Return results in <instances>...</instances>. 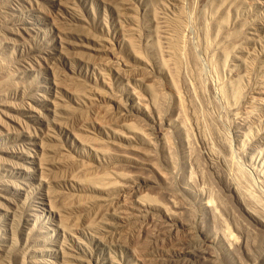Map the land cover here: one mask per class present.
I'll return each instance as SVG.
<instances>
[{"label":"rangeland","instance_id":"374dc122","mask_svg":"<svg viewBox=\"0 0 264 264\" xmlns=\"http://www.w3.org/2000/svg\"><path fill=\"white\" fill-rule=\"evenodd\" d=\"M155 110L165 183L117 160ZM263 207L264 0H0V264H264Z\"/></svg>","mask_w":264,"mask_h":264},{"label":"bare ground","instance_id":"6f19581e","mask_svg":"<svg viewBox=\"0 0 264 264\" xmlns=\"http://www.w3.org/2000/svg\"><path fill=\"white\" fill-rule=\"evenodd\" d=\"M175 29V28H174ZM178 31V30H177ZM175 32V31H174ZM206 34V33H205ZM133 48V47H132ZM136 48V47H135ZM175 49V48H174ZM138 50V49H137ZM179 53V52H178ZM177 53V54H178ZM138 54V53H137ZM139 55V54H138ZM174 57V56H173ZM146 61H145V63H144V66L146 65ZM148 64V63H147ZM147 66V65H146ZM149 66V65H148ZM195 66V65H194ZM145 68V67H144ZM198 67H196V69H197ZM178 74V73H177ZM197 74V73H196ZM180 75V74H179ZM171 77V76H170ZM181 77V76H180ZM201 77V76H200ZM173 79V78H172ZM160 80V79H159ZM201 80V79H200ZM160 85H161V83H160ZM156 86V85H155ZM153 87V86H152ZM159 89H160V87H159ZM152 91V90H151ZM153 91H155V90H153ZM233 91V90H232ZM227 92V91H226ZM157 93V92H156ZM154 94V93H153ZM162 94V93H161ZM175 94V93H174ZM173 94V95H174ZM234 94V93H233ZM157 97V96H156ZM162 97H163V95H162ZM159 98V97H158ZM157 98V99H158ZM120 99V98H119ZM223 99V98H222ZM228 100V99H227ZM225 101V100H224ZM234 101V100H233ZM119 103V106H120V109L121 110H126V108H129V112H131L132 113V115L133 114H141V115H145V113L146 112H144L142 109H137V108H135V107H133V106H129V107H124L123 105H121L120 104V101L118 102ZM163 103H165V102H163ZM162 105V104H161ZM164 106V105H163ZM119 109V108H118ZM119 109V110H120ZM120 110V111H121ZM146 110H147V108H146ZM127 111V112H128ZM148 112V111H147ZM154 113V115H153V118L150 120L149 119V122H151V123H149V125H148V127H147V133H145L143 130V132L144 133H142V131L141 132H138V131H136L135 132V130L130 134V135H127V136H125L124 138H123V142H124V144H125V148H127L128 149V151L130 150V151H132V155L133 156H130V155H126V156H124V155H121V156H118L117 157V160L118 161H121V162H123V163H126L127 165L129 164V165H131V167H135V168H144V167H147V168H149V170H151L152 172H154L155 174H158L159 175V178L165 183L166 182V178H165V175H164V173H162V171H160L159 169H162V168H157L156 166H154L153 164H151V163H149L147 160L149 159L150 160V157L151 156H154L155 155V150H157L156 149V143L154 142V140L152 139V138H150V137H148L149 135L148 134H152V133H155V137H156V140L157 141H159L160 143H162L163 145L164 144H167L166 142H167V139H168V136L166 135V133H165V131L167 130V131H169L168 129H171V125H170V123H166L164 120H163V118L161 117V114L159 113V111L158 110H155V111H153ZM107 113V112H106ZM105 113V114H106ZM121 114H120V116H123L122 115V111L120 112ZM126 113V112H125ZM124 113V114H125ZM110 114V113H109ZM147 114V113H146ZM105 116V115H104ZM103 116V117H104ZM109 116V115H108ZM119 116V117H120ZM124 116H126V115H124ZM124 116H123V119H124ZM135 116V115H134ZM146 116V115H145ZM148 116V115H147ZM151 116V115H150ZM106 117V116H105ZM110 117V116H109ZM114 118V117H113ZM145 118V117H144ZM151 118V117H150ZM110 119V118H109ZM119 119V118H118ZM123 119H121V120H123ZM103 120V119H102ZM147 120H148V118H147ZM113 121V120H112ZM112 121H110V122H112ZM148 122V121H147ZM146 128V127H145ZM166 128H168V129H166ZM145 130V129H144ZM172 130V129H171ZM171 133V132H170ZM153 136V135H152ZM154 137V138H155ZM138 142H137V141ZM136 141V142H135ZM171 141V140H170ZM136 143H138V144H140L141 146H136ZM225 143H226V141H225ZM224 143V144H225ZM122 146V148H123V145H121ZM120 146V147H121ZM225 150V149H224ZM230 150V149H229ZM129 151V152H130ZM124 152V151H123ZM152 152H154V155H152ZM158 152V151H157ZM125 153H127L126 152V150H125ZM129 154V153H128ZM137 154H139V155H137ZM142 156V157H144L145 158V160L146 161H144V159L141 161V159L139 160L136 156ZM109 157V156H108ZM152 158V157H151ZM232 158V157H231ZM171 159V158H170ZM116 160V159H115ZM153 161V160H152ZM173 162V161H172ZM230 162V161H229ZM110 163V162H109ZM155 163V162H154ZM231 163H232V161H231ZM234 164V163H233ZM115 165V164H114ZM123 165V164H122ZM226 165V164H225ZM110 166V165H109ZM174 166V165H173ZM230 166V165H229ZM227 167V166H226ZM232 167V166H231ZM230 167V168H231ZM236 167V166H235ZM235 167H234V169H235ZM138 172V171H137ZM141 172V171H140ZM232 172V171H231ZM237 172H238V174H239V177H241V175H245V171H243L241 168H237V171H236V174H237ZM121 173V172H120ZM169 173H170V171H169ZM130 175V174H129ZM132 175V174H131ZM145 175H146V173H145ZM171 175V174H170ZM234 175V174H233ZM124 176V178H125V175H123ZM133 176V175H132ZM136 176V175H135ZM238 176V175H237ZM122 177V176H121ZM128 177V179H126V181L124 182V184H122L121 186H119V187H117L116 189H114L115 190V195H113L112 197H113V199L114 200H116L118 203H121V205H123V207L122 208H124L123 210H128L129 209V211H122L121 209H120V213L122 212V215H123V217H125V218H121V219H128V216H132V217H134V216H136L137 217V215H138V213H141V212H148V211H155V210H158V212H159V214H160V217H161V220H162V223H163V225L166 227L165 229H166V231L167 232H173V231H176L178 228H185V224H183L182 222H180V221H178V220H176V218H175V216L172 214V213H169L168 211H166V210H164L163 208H160L159 206H156V205H154V207L153 206H151V205H145V203H143L142 201H131V203H130V205H126L125 203L126 202H129V200H127V197H129V199H131L132 197V195L134 196L136 193H137V195H138V192H139V189H140V187H143V186H148L149 187V185H152V184H155L154 183V181L152 180V179H150V178H142V177H136L135 178V180L134 179H129V176H127ZM126 177V178H127ZM244 177H248V176H244ZM132 178H134V177H132ZM238 178V177H237ZM263 178V177H262ZM158 179V178H157ZM239 179H241V178H239ZM238 179V180H239ZM243 179V178H242ZM248 179V178H247ZM168 180V179H167ZM243 181V180H242ZM247 181V180H246ZM244 182V181H243ZM121 183V182H120ZM235 183V182H234ZM240 184V183H239ZM158 185V184H157ZM235 185V184H234ZM251 185V184H250ZM115 186V185H114ZM235 186H237V185H235ZM235 186H234V188H235ZM239 187V186H238ZM242 188V187H241ZM249 188V187H248ZM110 189V188H109ZM160 189V188H159ZM235 189H237V187L235 188ZM147 190V189H146ZM238 190V189H237ZM138 191V192H137ZM238 191H241V192H244V191H242V189L241 190H238ZM249 191V190H248ZM107 192V191H106ZM240 192V193H241ZM251 192V191H250ZM110 193V192H109ZM142 193V192H141ZM158 193V192H157ZM238 193V192H237ZM240 193H238V198H240V202L242 203V205H243V208H244V210H245V212L251 217V216H253L254 215V213H253V208L251 209L250 208V205H249V203H247V199H246V195L248 196L247 198H248V200H249V202L250 201H252L253 200V198H249V194H240ZM244 193H246V192H244ZM248 193V192H247ZM107 194V193H106ZM208 194V193H207ZM209 195V194H208ZM252 195V194H251ZM110 196H111V194H110ZM111 197V198H112ZM135 197H136V195H135ZM138 197V196H137ZM210 197V196H209ZM252 197V196H251ZM141 198V197H140ZM103 199V198H102ZM106 199V198H105ZM112 199V200H113ZM137 199V198H136ZM142 199V198H141ZM140 199V200H141ZM145 199V198H144ZM208 199H210V198H208ZM219 199V198H218ZM127 200V201H126ZM150 200V199H149ZM100 201V200H99ZM105 201V200H104ZM146 201V200H145ZM151 201H152V199H151ZM155 201V200H154ZM254 201H255V199L253 200V203H254ZM211 202H212V200H211ZM223 202V201H222ZM226 202V201H225ZM256 202V201H255ZM108 203V202H107ZM218 203V202H217ZM220 203H221V201H220ZM253 203H251V204H253ZM259 203V202H258ZM102 204V203H101ZM210 204V203H209ZM249 206H248V205ZM214 205H216V204H214ZM213 205V206H214ZM130 206H132V207H130ZM212 206V205H211ZM219 206V205H218ZM225 206V205H224ZM257 206V205H256ZM221 207V206H220ZM104 208V207H103ZM107 208V207H106ZM116 208V207H115ZM118 208V207H117ZM209 209H207V211H208V213L209 214H211V216H215L214 215V208L213 207H208ZM264 208V207H263ZM222 209V208H221ZM256 210V209H255ZM258 210V209H257ZM256 210V211H257ZM117 211V210H116ZM129 212V213H128ZM114 213V212H113ZM118 213V212H117ZM259 213V212H258ZM115 214V213H114ZM119 214V213H118ZM142 214V213H141ZM113 215V214H112ZM217 215V214H216ZM260 215V214H259ZM119 216H121V215H119ZM139 216V215H138ZM159 216V215H158ZM220 216V215H219ZM256 216V215H255ZM262 216H263V212H262ZM261 216V217H262ZM156 217H157V215H156ZM216 217V216H215ZM259 217V216H258ZM260 218V217H259ZM213 219H214V217H213ZM258 219V218H257ZM223 220V219H222ZM254 220V219H253ZM220 222V221H219ZM217 223V222H216ZM220 224V223H219ZM222 224V223H221ZM220 224V225H221ZM235 224V223H234ZM238 224V223H237ZM262 224H263V226H264V219L262 220ZM239 225V224H238ZM123 227V226H122ZM125 228V227H124ZM163 228V227H162ZM203 228V227H202ZM201 228V229H202ZM226 229V228H225ZM219 230V229H218ZM125 232V231H124ZM244 235V234H243ZM221 236V235H220ZM224 236V234L222 235V237ZM206 237V236H205ZM203 238V240H202V244H204V245H206V247H207V245H210V246H212L211 244H213V240L212 239H208V236L206 237V238ZM221 237V238H222ZM211 238V237H210ZM223 238H225V236L223 237ZM124 239V238H123ZM226 239L227 238H225V242H227L226 241ZM228 240V239H227ZM255 240V239H254ZM225 242H224V244H225ZM216 243V242H215ZM221 243V242H220ZM256 245V244H255ZM210 246L209 247H207V248H210ZM214 246H215V244H214ZM214 246H212V248L214 247ZM228 246V245H227ZM249 246V245H248ZM254 246V245H253ZM258 246V245H257ZM202 247H203V245H202ZM206 247H204L205 249H206ZM203 248V249H204ZM215 248V247H214ZM213 248V249H214ZM256 248V247H255ZM203 249H201V250H203ZM209 250V249H208ZM151 251V250H150ZM192 251V250H191ZM200 251V250H199ZM207 251V250H206ZM249 252V251H248ZM143 253V252H142ZM205 253H208V252H205ZM204 253V251H202V252H200L199 253V256L201 255L203 258H206V256H207V258H208V256L210 255H208V254H205ZM251 254V253H250ZM198 255V254H197ZM200 256V257H201ZM212 256V255H211ZM218 256V255H217ZM216 256V257H217ZM248 256V255H247ZM252 256V255H251ZM197 257V256H196ZM213 257V256H212ZM211 257V258H212ZM249 257V256H248ZM255 257H257V256H255ZM207 258L205 259V260H203V261H206L207 260ZM214 258V257H213ZM199 259H202V258H199ZM208 259H210V257L208 258ZM240 259V258H239ZM253 259V258H252ZM213 260H215L216 261V259H211V260H207V261H211V263H213L214 261ZM254 260V259H253ZM171 261V260H170ZM206 261V262H207ZM216 263V262H215ZM214 263V264H215ZM209 264V263H208ZM256 264V263H255ZM259 264V263H258Z\"/></svg>","mask_w":264,"mask_h":264}]
</instances>
